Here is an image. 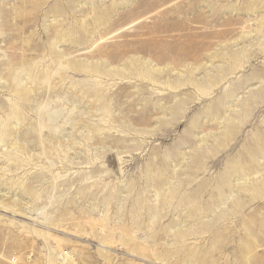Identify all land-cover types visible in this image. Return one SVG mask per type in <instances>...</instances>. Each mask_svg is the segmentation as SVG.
<instances>
[{"label":"rangeland","instance_id":"374dc122","mask_svg":"<svg viewBox=\"0 0 264 264\" xmlns=\"http://www.w3.org/2000/svg\"><path fill=\"white\" fill-rule=\"evenodd\" d=\"M0 264H264V0H0Z\"/></svg>","mask_w":264,"mask_h":264},{"label":"built area","instance_id":"2783aa9c","mask_svg":"<svg viewBox=\"0 0 264 264\" xmlns=\"http://www.w3.org/2000/svg\"><path fill=\"white\" fill-rule=\"evenodd\" d=\"M12 262H16V258H13V259H12Z\"/></svg>","mask_w":264,"mask_h":264}]
</instances>
